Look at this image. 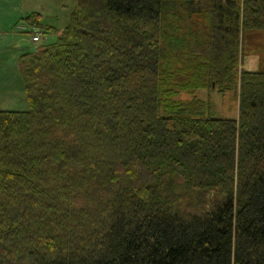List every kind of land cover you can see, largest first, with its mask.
<instances>
[{"label":"trees","instance_id":"trees-1","mask_svg":"<svg viewBox=\"0 0 264 264\" xmlns=\"http://www.w3.org/2000/svg\"><path fill=\"white\" fill-rule=\"evenodd\" d=\"M251 31L264 0H77L20 59L29 110H0V264H264Z\"/></svg>","mask_w":264,"mask_h":264},{"label":"rangeland","instance_id":"rangeland-1","mask_svg":"<svg viewBox=\"0 0 264 264\" xmlns=\"http://www.w3.org/2000/svg\"><path fill=\"white\" fill-rule=\"evenodd\" d=\"M1 1L0 11L11 14L13 27L0 34V110L28 111L30 104L21 73L20 59L25 53L35 52L42 46L56 43L61 31L51 30L46 33L43 29H33L23 19L33 12H38L46 26L63 30L70 23V15L77 0H11V3H6L5 7H1ZM34 32L40 33L42 38L40 43L33 42ZM246 45L242 68L264 72V32L251 31L247 36ZM191 96L183 94L182 97L189 99ZM197 96L213 102L214 118H238V101L233 92L200 90Z\"/></svg>","mask_w":264,"mask_h":264},{"label":"crops","instance_id":"crops-1","mask_svg":"<svg viewBox=\"0 0 264 264\" xmlns=\"http://www.w3.org/2000/svg\"><path fill=\"white\" fill-rule=\"evenodd\" d=\"M6 3L10 4L11 0H2L1 1V7H5ZM33 13H38V12H33ZM17 20H18V18L16 17V22H17ZM12 27H13V19L11 18V14L7 13L6 11L4 12L3 10H1L0 11V34L4 33L8 29H11ZM59 31H61L60 32V34H61L62 30L59 29Z\"/></svg>","mask_w":264,"mask_h":264},{"label":"built area","instance_id":"built-area-1","mask_svg":"<svg viewBox=\"0 0 264 264\" xmlns=\"http://www.w3.org/2000/svg\"><path fill=\"white\" fill-rule=\"evenodd\" d=\"M33 40L35 42H39L41 40V35L39 33L35 34V36L33 37Z\"/></svg>","mask_w":264,"mask_h":264}]
</instances>
